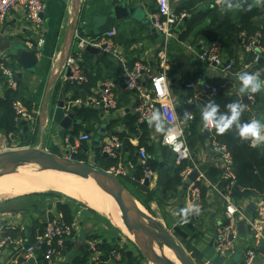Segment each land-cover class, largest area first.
Listing matches in <instances>:
<instances>
[{
  "label": "crops",
  "instance_id": "0c3cea01",
  "mask_svg": "<svg viewBox=\"0 0 264 264\" xmlns=\"http://www.w3.org/2000/svg\"><path fill=\"white\" fill-rule=\"evenodd\" d=\"M44 2L46 8L38 28H34L26 22L25 15L20 9L11 11L5 22L0 24V41L9 43V50L3 52L1 49L4 50L8 46L4 42L0 44V62L13 71L15 75H21V78L15 82V90H12L15 92L14 104H17L32 118L31 121L27 122L22 119L19 120L15 115L13 122L17 133L8 136L24 141L31 150L58 157H62L70 147H74L77 150L76 157L78 159L93 164L98 169L105 171V166L110 164L111 167L106 172L113 169L117 163L132 164V168L127 170L126 176L114 177L137 202L138 208L149 218L159 223L175 239L192 264H243L245 253L250 249L253 250L251 234L246 228L243 234L239 233L236 250L232 255L222 256L216 252L215 236L218 226L223 221L224 204L213 189L203 184L205 191L202 194V210L189 215L187 217L188 223L180 224L181 210L188 208L186 198L188 186H186V182L188 181L182 179L181 184L174 187L175 193L165 195L163 187L156 184L159 167L153 171L156 181L146 187L140 183L141 180L137 181L135 178L138 173L137 153L132 157L123 146L118 162L108 158L104 159L100 153V144L109 135L128 136L132 146L138 145V136L131 134L128 127L129 121L135 117L134 109L137 97L123 89L119 63L108 55H95L86 49L77 51L74 33L76 30H80L84 36H97V29L103 25L112 8L118 4L114 0H71V4L67 7L65 0H44ZM187 2L194 4L192 10L195 13H205L213 9L221 14L227 13L223 11V0H170L173 10L176 5L179 6ZM156 4L157 0H133L125 6L138 12L140 10L141 15L144 14L146 19L150 21L149 16L156 12ZM242 9L245 12H257L258 16L253 19V22L264 31V4L257 3V0H246ZM222 20L221 18L217 22L212 20L204 22L184 41L178 39L181 32L180 24L178 36L169 42L167 66L164 73L168 79L176 109H182L185 105L190 106L187 105V101L182 102V97L187 94L188 90H198L203 84L216 87L220 82L228 79L232 84L230 94L242 98L247 93L239 92L238 76L240 73H258L260 79L264 80V50L260 54V60L254 64L253 55L243 53L239 39L227 49L222 47L224 55L234 61L230 75L223 74L216 67H209L199 62L196 57L197 53L207 44L206 40L201 37L202 31L218 25ZM117 24L112 26L117 31L115 42L128 62L142 63L148 67L151 75L161 73L162 69L157 63L156 55L163 45L162 37L157 32L151 33L142 21L140 23V20L134 18ZM39 41L42 42V45L38 48ZM18 49L35 55L36 64L32 69L23 68L15 54ZM69 54L81 60L82 68L87 77V83L82 86L65 83L61 80L62 73L58 67L62 59ZM26 61L29 62V60ZM105 81L114 83L113 92L117 100V109L104 112L103 110L83 107L82 103L88 98L98 95ZM188 86L190 88H187ZM4 92L5 82L0 75V99H3ZM256 95L257 102L254 99L256 104L250 109L251 118L264 122V89ZM65 99H67L64 105L65 109L75 107L77 112L79 110H93L99 115L94 120L88 119L87 122H82L77 119V112L75 113L76 125L70 127L65 137L67 139L70 131H74L78 125H81L82 129L74 137L73 145L66 143V139L65 142H61L55 131L50 129L49 114L56 110L59 101ZM254 103H249L246 106ZM195 107L196 110L194 111H199L201 114L200 108ZM194 111L182 110L177 115L180 121L184 123L187 132L188 121L192 120ZM23 122L26 123V132L22 125ZM150 126L149 144L162 147L160 144L162 133L155 131L154 123ZM211 131L205 129L201 124L198 132L203 135L204 141L198 140L190 132L187 133V138L189 137L191 144L189 147L194 162L205 174L208 181L219 187L220 177L218 173L221 172V165L219 158L211 150L213 143ZM205 132L207 136H205ZM82 135H87L89 140L87 142L80 141ZM162 148L165 149V152L155 147V153L150 158L155 161H162L168 167V179L170 180L174 176L177 166L173 154L168 149ZM261 148L264 149V145ZM134 158L135 162L133 161ZM41 195H34L43 201L41 207H37L36 202L27 196L5 201L4 205L6 204L10 211L0 212V235L6 233L5 235L10 237V241H7L0 248V264H21L23 261L21 248L29 246L31 241L39 235L40 226L44 230L45 222L59 217L56 209L57 200ZM235 204L242 214L250 219L258 220L263 211L259 198L251 197L245 200H236ZM74 214L73 226H75V230L67 239L68 248H65L60 257L54 259V264H93L94 258L91 252L87 250V243L92 237L97 245L102 246V249L98 250L103 254L101 257L106 258L104 264L138 263L134 257V252L125 245V242L130 241L132 243V241L126 236L127 239L114 236L113 232L120 229L108 218L102 215L109 223V226L103 225L102 227L101 222L96 219L97 222L83 220V213L77 211L76 208ZM240 224L242 223H239L238 226ZM4 237L1 236V239L3 240ZM260 247L254 252V264H264V253L259 251ZM129 251L132 256L128 259L126 253ZM112 252L120 255L118 260H109ZM41 254L38 252L34 258L28 259L26 264H37L41 260Z\"/></svg>",
  "mask_w": 264,
  "mask_h": 264
},
{
  "label": "built area",
  "instance_id": "2783aa9c",
  "mask_svg": "<svg viewBox=\"0 0 264 264\" xmlns=\"http://www.w3.org/2000/svg\"><path fill=\"white\" fill-rule=\"evenodd\" d=\"M116 4L126 5L133 0H114ZM66 6L71 4V0H65ZM156 12L149 16V20L152 21V27L162 37L163 45L157 52L156 58L162 72L157 75H151L148 67L140 62L134 63L131 67L127 65V59L119 46L115 42L117 31L111 27L105 34L97 35L94 37L84 36L83 32L76 30L74 33L75 48L77 51H83L90 47L97 49L101 54L108 55L115 59L120 67L122 73V86L126 92H130L136 95L137 103L134 109L135 116L137 117L138 125L149 124L148 120L153 112H160L166 126L172 127L176 130L175 136L166 138L164 134L161 137V146L168 149L173 155H175L176 166L186 163L188 166L180 174V177L184 181H188V177L192 173H196V179L194 182H189L187 186V206L192 207L195 205L199 211L202 210V194L201 190L197 187V184H205L213 189L220 197L224 204L223 221L220 223L216 230L215 244L216 252L222 256L232 255L236 250V241L239 235L238 224L242 223L245 228L251 234V241L253 244V250H248L244 256L243 264H254L255 250L264 245L263 234V221H264V198L262 199L260 218L258 220L245 217L240 209L236 206L233 200L232 193L237 188L236 178L232 172V161L229 153L225 147L218 146L216 143L211 144V150L217 155L221 165L220 180L224 183L222 188L218 185H212L205 174L200 171L198 166L193 160L192 153L185 135V125L176 114V106L171 96L168 79L164 73V69L167 66L168 45L172 39H176L178 36L179 26L181 20L184 19V15L177 16L174 10L171 8L170 0H157ZM46 5L44 0H0V24H3L9 13L15 9H20L25 15V20L32 27L38 28L41 24V17L44 14ZM244 54L253 55V63L256 64L260 60V54L263 53V45L261 43V36L256 35L254 37L245 39L243 35L239 37ZM42 45L39 41L38 48ZM197 59L200 63L206 64L209 67L218 68L223 74L230 75L234 61L227 58L224 55L222 46L218 42H210L205 44L197 53ZM62 73L61 80L65 83L82 86L87 83V77L81 65V60L78 57L68 55L63 64L60 67ZM0 75L4 79L5 84L11 90H15V82L13 77L15 73L4 66L0 62ZM187 88H190L188 86ZM202 93L214 94L217 92L216 87H212L208 84L201 85ZM114 83L112 81H105L97 96L88 98L83 107L103 110L104 112H110L117 109V100L114 94ZM247 101L254 103V97L251 93L246 95ZM187 105H196L191 100L187 101ZM15 115L19 120L31 121L32 118L17 104L13 105ZM69 110V109H68ZM165 115V116H164ZM212 130V129H209ZM89 137L82 135L80 141L87 142ZM264 143L258 146H252L253 148H261ZM100 153L105 155L108 159L118 162L120 153L123 149L122 142L116 136L109 135L100 144ZM67 155V159L72 156H76L77 150L74 147H70ZM139 165L142 169L143 177L140 181L144 184L145 180L149 183H154L156 178L153 170L147 161L149 159L144 149H140L137 152ZM132 168V164L126 165L117 163L116 166L108 171L112 176H126L127 170ZM75 226L66 225L59 217L45 222L44 232L37 235L34 238V243L27 247H22L23 261L21 264H26L27 260L34 258L38 254L42 246L51 247L55 242L56 249H48L41 254V260L37 264H54V259L61 256L65 250V243L70 235H72ZM2 233L0 235V248L4 246L7 241H10V237ZM1 236H5L1 239ZM87 250L91 252L95 261L93 264H99L100 258L103 255L97 247L95 241L90 240L87 243ZM119 254H111L109 259L118 260Z\"/></svg>",
  "mask_w": 264,
  "mask_h": 264
},
{
  "label": "trees",
  "instance_id": "16d2710c",
  "mask_svg": "<svg viewBox=\"0 0 264 264\" xmlns=\"http://www.w3.org/2000/svg\"><path fill=\"white\" fill-rule=\"evenodd\" d=\"M194 4L192 2L182 3L181 5H176L174 8V13L179 16L183 14L185 17L181 20V32L178 36L179 41H184L196 30L199 26H201L204 22L208 20H212L213 22H217L219 19H223L218 25L214 27H210L202 31L201 37L206 40L207 43L210 42H218L222 45L223 49H227L232 44L237 42V39L241 35L245 37V39L254 37L256 35L261 36V43L264 46V31L260 29L254 22L253 19L258 16L257 12H245L243 9L239 11H231L227 13H218L216 9L206 11L205 13H195L192 8ZM183 26V29H182ZM135 61L127 60V65L131 67ZM217 92L214 94L211 93H202L201 88L198 90L190 89L187 91L182 97V102H186L191 100L195 102L196 105L202 111L209 103H214L219 108L218 115H227L228 108L227 105L231 103H239L244 107V111L241 115V123H246L252 120V113L250 112L251 107H253L257 102V95L252 94L256 102L253 105L246 106L242 103L241 98L234 97L230 94V90L232 88L231 82L227 79L220 82L217 86ZM15 92L9 89L5 84V92L3 99H0V133H4L5 135L16 134L15 124L13 122L15 118V113L13 110V105L15 103ZM77 119H80L82 122H87L89 119H96L99 117L98 113L93 110H79L76 115ZM180 118H182L180 116ZM187 121V120H185ZM201 114L199 111L193 112V118L191 121H188V132H190L194 137L198 140L204 141L203 135L199 134L198 129L201 126ZM129 131L131 134H135L138 136V145L136 147L132 146L129 143L130 137L119 135V139L122 142L125 149L129 151V153L135 156L140 149H144L147 153L149 159L147 161V165L151 167L153 171L157 170L158 162L152 160L150 157L155 153V147L149 144V132L151 126L149 124H141L138 125L137 117L131 119L128 123ZM81 125H78L73 133V138L69 141L70 145L74 144V137L81 130ZM16 132V133H15ZM187 129L185 130V135L188 144L189 137L187 138ZM140 134V135H139ZM211 139L218 146L225 147L227 152L230 155L232 161V172L236 178L237 188L234 189L232 193L233 200H245L251 197L255 198H264V149L262 148H253L249 142H242L238 136V130L235 126L228 132L223 135H217L215 130L211 131ZM191 145V144H190ZM73 160L78 162H84L83 160L78 159L74 156ZM135 162V158L133 160ZM133 162V163H134ZM113 164V163H112ZM138 173L135 178L137 181H140L143 177L142 169L139 165V161H136ZM188 165L186 163H182L177 166L174 171V176L166 183L163 187L164 194H173L175 193V186H179L181 184L182 178L180 174L186 169ZM111 167L110 164L105 166V171H107ZM220 173L218 176L220 177ZM156 181V180H155ZM219 187L222 188L224 183L219 181ZM197 187L201 190V194L204 193L205 188L201 184H197ZM57 193H43L41 196L49 199L57 200L56 209L61 215L62 221L68 225H74V209L72 203L60 201ZM39 235L44 232L42 226L39 227ZM92 241L95 239L92 237ZM34 243V239L31 241V244ZM30 244V245H31ZM29 245V246H30ZM98 249L101 250L102 246L97 245ZM65 248H68L67 243H65ZM48 249H56L55 242L48 246H42L39 250L40 253L45 252ZM115 252V251H114ZM120 252V251H118ZM117 252V253H118ZM113 254V252H112ZM108 259V258H107ZM100 264H104L106 261L105 257L100 258Z\"/></svg>",
  "mask_w": 264,
  "mask_h": 264
},
{
  "label": "water",
  "instance_id": "95a60500",
  "mask_svg": "<svg viewBox=\"0 0 264 264\" xmlns=\"http://www.w3.org/2000/svg\"><path fill=\"white\" fill-rule=\"evenodd\" d=\"M137 19L143 22V25L147 27L151 33H156L152 27V21H148L146 16L142 14L140 16L139 12L133 8H128L123 4H118L114 6L106 17L105 22L97 29L98 35L105 34L116 22L126 21L129 19ZM7 44L6 49H1V51L9 50V43L6 41H0ZM89 53L95 55H101L100 51L93 48H86ZM16 57L22 64L23 68L26 70L32 69L36 64L35 55L33 53H25L24 51L18 49L15 51ZM105 56V54H103ZM66 57H64L59 64L58 70H60ZM26 60H29L27 62ZM21 78V75H15L13 81L16 82L17 79ZM242 102L244 105H248L247 98L243 96ZM67 99L64 101H59L56 110L49 114L50 119V129L54 130L61 142H65V137L67 131L70 127L76 125L75 113L77 108L65 109L64 105ZM194 111L196 107L194 105L183 106L182 109H176V114H180L181 111ZM24 131H27L26 123L23 122ZM74 131H70L69 137L66 139V143L69 144L71 138H73ZM205 136L207 133L205 132ZM68 151L64 153L62 157L50 155L43 153L41 151L35 150H15L0 153V173L8 172L13 168L18 167H28L31 169L39 170L42 172L50 173H63L74 175L77 177L92 179L95 184L99 187L103 193H105L117 206L120 215L130 221L132 226V236L134 240L133 245L138 249L142 259L146 261V264H164L162 263L153 253H152V243L156 242L158 245L162 243H171L174 245V250L172 254L179 264H192L187 254L184 250L177 244L175 239L156 221L149 218L143 211L138 208L137 202L131 197V195L126 191V189L121 185L118 179L104 170L98 169L95 166L90 165L87 162H78L73 160L74 156L67 159ZM104 159L107 157L102 155ZM175 158V155H173ZM3 163L5 165H3ZM158 178L156 184L158 186L164 187L168 181L169 169L164 165L162 161L158 162ZM196 173H192L188 177V182H194L196 179ZM144 185L148 187L150 185L148 180L144 181ZM259 202L262 199L259 198ZM245 226L240 224L238 226V232L243 234ZM259 251L264 253V246L259 248ZM127 258H131L132 253L129 251L126 253Z\"/></svg>",
  "mask_w": 264,
  "mask_h": 264
},
{
  "label": "bare ground",
  "instance_id": "6f19581e",
  "mask_svg": "<svg viewBox=\"0 0 264 264\" xmlns=\"http://www.w3.org/2000/svg\"><path fill=\"white\" fill-rule=\"evenodd\" d=\"M20 169L36 173L24 172L19 175L16 173L5 175L4 173L5 176L0 177V192L4 194H1L2 196L15 198L25 193L56 192L67 197L79 198L84 203L90 205L94 211L113 222L126 237L129 239L133 238L130 221L120 215L115 203L99 189L92 179H85L63 173L47 174L28 167L13 168L10 171ZM151 249L162 263L179 264L172 254L174 250L173 244L164 242L160 246L156 242H153Z\"/></svg>",
  "mask_w": 264,
  "mask_h": 264
},
{
  "label": "clouds",
  "instance_id": "9594fccd",
  "mask_svg": "<svg viewBox=\"0 0 264 264\" xmlns=\"http://www.w3.org/2000/svg\"><path fill=\"white\" fill-rule=\"evenodd\" d=\"M246 0H223V11H239L243 8ZM257 3L264 4V0H257ZM239 92L242 94H255L264 89V80L260 79L258 73L242 72L238 76ZM228 114L218 115L219 108L214 103H209L201 112V120L205 129H214L217 135H223L235 126L238 136L242 142H249L251 146H258L264 143V122L253 119L246 123H241V115L244 107L239 103L227 105ZM190 118V117H186ZM149 125L155 127L157 133H162L166 138L175 136L176 130L166 126L160 112H153L148 120ZM193 212L198 213L199 209L195 205L181 210L180 224L188 223L187 217Z\"/></svg>",
  "mask_w": 264,
  "mask_h": 264
},
{
  "label": "rangeland",
  "instance_id": "374dc122",
  "mask_svg": "<svg viewBox=\"0 0 264 264\" xmlns=\"http://www.w3.org/2000/svg\"><path fill=\"white\" fill-rule=\"evenodd\" d=\"M139 14L141 15V11L140 10H139ZM117 23L118 22H116V24ZM116 24H114V26ZM0 135H1V137H0V153L8 152V151H15V150H31V149H29L28 146L25 145L24 141H20L17 138H13V136L9 137L8 135H5L4 133H0ZM154 147H156L158 149L160 148L163 152H165L164 151L165 149H163L162 147H160L158 145H155ZM3 165H5V164L3 163ZM90 165L94 166L93 164H90ZM8 172H4L5 175L6 174L12 175V174H15V173L17 175H19L21 173L31 172V171H25V170L20 169V170L8 171ZM4 173L3 174L0 173V177L5 176ZM31 173H36V172H31ZM42 173L53 174V173H49V172H42ZM49 193H56V192H49ZM1 194L4 195L3 192H0V212L1 211H3V212L10 211L9 207L6 206V204L4 205L5 201L12 200V199H15V198L21 199V198L26 197V196L27 197H31L33 199V201L36 202L35 204H37V207L43 206V201L38 199L39 198L38 196H34L35 194H43V193H25V194H23L21 196L15 197V198H8V197H5V196H2ZM56 195L60 197V198H58L60 201H64V202H68V203L74 202V203H72V206L75 207L77 209V211H80V212L83 213L82 214V219L83 220H88V221L90 220V221H94V222L99 221V222H101L102 227H103V225L106 226V227L109 226L108 220L105 217H103L102 215L94 212V209L90 205L84 203L79 198L67 197V196H65L63 194H60V193H57ZM11 212H14V211H11ZM149 215H150V213H149ZM113 233H114L113 234L114 236H117L119 238H123V237L126 238L125 235L121 232V230L114 231ZM133 239L134 238H132L130 240L133 241ZM125 245H126L127 248L130 247V250L134 252V257L136 259V262H138L137 264H146V261L144 259H142L138 249L135 248L133 243L128 241V243L125 242ZM168 260H170V259H168Z\"/></svg>",
  "mask_w": 264,
  "mask_h": 264
}]
</instances>
